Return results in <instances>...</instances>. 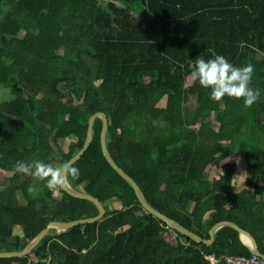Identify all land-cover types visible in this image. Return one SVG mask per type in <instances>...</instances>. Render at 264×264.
<instances>
[{
    "label": "trees",
    "instance_id": "1",
    "mask_svg": "<svg viewBox=\"0 0 264 264\" xmlns=\"http://www.w3.org/2000/svg\"><path fill=\"white\" fill-rule=\"evenodd\" d=\"M201 54L252 64L250 86L262 97L251 106L210 99L187 75ZM0 91L9 95L0 99V170L8 174L0 252L21 251L49 222L97 215L93 203L14 165L39 159L61 167L82 147L89 117L102 112L109 154L151 207L205 240L214 224L232 222L264 254V0H0ZM100 130L97 118L71 166L79 175L67 171L66 180L97 198L104 218L52 230L27 256L0 264H210L206 256L251 255L230 227L206 246L148 214L103 157ZM234 155L245 164L242 190L236 164L223 162ZM33 177L49 195H28ZM115 201L121 209L109 210Z\"/></svg>",
    "mask_w": 264,
    "mask_h": 264
},
{
    "label": "water",
    "instance_id": "2",
    "mask_svg": "<svg viewBox=\"0 0 264 264\" xmlns=\"http://www.w3.org/2000/svg\"><path fill=\"white\" fill-rule=\"evenodd\" d=\"M99 118L101 120V130H100V148L103 157L105 158L106 162L109 164V166L124 180L126 181L130 187L132 188L139 204L141 207L150 215L153 217L157 218L159 221L165 224L166 228L175 231L179 233L182 236L187 237L188 239L196 242V243H202L206 246H210L213 241H214V235L215 232L221 228V227H230L234 229L238 233L239 239L242 240V236L247 237L248 242L245 243L248 251L251 255H255L262 260H264V254L260 253L257 247V243L253 236L248 233L247 231L241 229L238 227L236 224L229 222V221H221L216 224H214L208 234H209V239L205 240L202 239L200 236L196 235L195 233L189 231L188 229L184 228L177 222L171 220L169 217L166 215L158 212L156 209L151 207L144 199L141 190L139 186L136 184V182L128 175L126 174L117 164L114 162L112 159L111 155L108 152L107 146H106V135H107V129H108V119L106 115L102 112H96L92 114L87 123V129H86V134H85V139L83 142L82 147L79 149V151L72 157L70 158L63 166L64 171H65V179L63 185L60 187L61 190L68 194L69 196L76 198V199H81V200H86L91 203H93L98 211L97 215L91 218H86V219H79L75 221H70V222H58V221H53L49 222L44 229H42L21 251H5V252H0V258H19V257H25L27 256L38 244L39 242L44 239L50 231L54 230L57 233L59 232H64L74 226L77 225H82V224H92L96 223L100 220H102L106 214V209L104 208L103 204L95 197L82 192V191H76L72 189L69 184L67 183L66 180V173L68 171V167H71L75 162H77L80 157L84 154V152L87 150L88 146L90 145L92 141V136H93V125L95 120ZM122 207L121 202L115 201L112 203V205L108 208L109 210H120Z\"/></svg>",
    "mask_w": 264,
    "mask_h": 264
},
{
    "label": "clouds",
    "instance_id": "3",
    "mask_svg": "<svg viewBox=\"0 0 264 264\" xmlns=\"http://www.w3.org/2000/svg\"><path fill=\"white\" fill-rule=\"evenodd\" d=\"M191 61L187 75L208 90L210 99L222 101L225 97L242 98L245 106H251L262 97L259 88L250 86L254 71L252 64L236 66L222 54H215L207 59L201 54ZM64 167L63 165L54 167L39 159L31 162L17 160L14 170L18 173L30 172L34 176L46 177L47 187L58 189L64 183ZM68 173L72 179H75L79 175V169L68 167Z\"/></svg>",
    "mask_w": 264,
    "mask_h": 264
},
{
    "label": "rangeland",
    "instance_id": "4",
    "mask_svg": "<svg viewBox=\"0 0 264 264\" xmlns=\"http://www.w3.org/2000/svg\"><path fill=\"white\" fill-rule=\"evenodd\" d=\"M61 86V85H60ZM8 98V91H0V99H4V98ZM163 103H161L162 105ZM75 139V138H73ZM71 140H65L64 142L61 143V147L63 149H66V147L68 146L69 142ZM223 162H234L236 164V179H235V184L239 185L241 183H243L246 173H245V164L243 161V158L241 155H234L229 157L228 159H226ZM223 162H219L213 166H210L207 168L206 170V177L207 179H211L214 176H217L218 173L220 172V167L222 165ZM242 175V176H240ZM239 176V177H237ZM7 179H8V174L5 173L4 171L0 170V189L3 188L5 186V184L7 183ZM28 190V195L31 197H40V196H47L49 194H44L45 192L43 191V185H42V181L40 179H38L37 177H33L32 180L29 181V185L27 187ZM60 197L59 193L57 191L53 192V198H58ZM17 199L18 202L20 204H24L25 203V198L22 195L21 192L17 193ZM14 235H20L21 231L19 230V228H15L13 231Z\"/></svg>",
    "mask_w": 264,
    "mask_h": 264
},
{
    "label": "built area",
    "instance_id": "5",
    "mask_svg": "<svg viewBox=\"0 0 264 264\" xmlns=\"http://www.w3.org/2000/svg\"><path fill=\"white\" fill-rule=\"evenodd\" d=\"M206 259L210 264H264V260L255 255H250L249 257L226 256L221 260L215 259L213 256H206Z\"/></svg>",
    "mask_w": 264,
    "mask_h": 264
},
{
    "label": "crops",
    "instance_id": "6",
    "mask_svg": "<svg viewBox=\"0 0 264 264\" xmlns=\"http://www.w3.org/2000/svg\"><path fill=\"white\" fill-rule=\"evenodd\" d=\"M244 187H245L244 181H243V183H241V184H239V185H236V189H237V190H242ZM239 240H240V242H241L243 245L246 246V244H245V242H244L243 240H241V239H239ZM246 247H247V246H246Z\"/></svg>",
    "mask_w": 264,
    "mask_h": 264
},
{
    "label": "bare ground",
    "instance_id": "7",
    "mask_svg": "<svg viewBox=\"0 0 264 264\" xmlns=\"http://www.w3.org/2000/svg\"><path fill=\"white\" fill-rule=\"evenodd\" d=\"M242 240H243L245 243L248 242V239H247V237H245V236H242Z\"/></svg>",
    "mask_w": 264,
    "mask_h": 264
}]
</instances>
